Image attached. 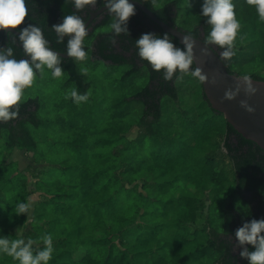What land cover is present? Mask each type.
<instances>
[{"label":"trees","instance_id":"1","mask_svg":"<svg viewBox=\"0 0 264 264\" xmlns=\"http://www.w3.org/2000/svg\"><path fill=\"white\" fill-rule=\"evenodd\" d=\"M134 1L163 22L203 41L211 30L207 17L201 15L204 0L199 5L191 4V0H163L158 6L157 0L155 4L153 0ZM232 2L241 36L250 37L248 48L253 54L254 43L258 45L262 57L259 60L264 63V22L246 0ZM26 4L28 16L15 30L20 32L28 24L38 26L49 47L59 52H67L69 37L57 43L52 25L61 23L69 14L86 20L90 11L104 5L103 0H97L96 8L86 7L77 12L73 0H26ZM135 9L127 25L129 35L119 36L110 28L94 33L96 28L109 27L113 19L106 9L100 12L88 24L84 48L93 59L130 63L120 74V82L135 80L140 66L146 69V81L128 96L123 93L121 97L113 96L102 135L93 139L92 126L79 125L77 129L76 125L71 126L73 138L68 143L73 153L68 151L62 164L47 172L50 177L47 186L33 174L34 180L26 179L24 171L17 170L15 160L4 163V158L0 162V237L27 241L51 234L53 253L48 264H247V259L234 252L232 236L238 224L264 218V193L257 190L264 182V153L252 154V143L243 142L238 134L226 128L222 114L207 105L197 78L204 108L196 112L182 107L175 86L179 73L165 81L163 70L153 71L138 55L136 40L142 34L154 33L162 38L165 32ZM183 12L185 17L189 15V21L182 19V23L187 20V25H182L185 30L176 23ZM169 38L183 49L174 37ZM242 43H235V47L242 48ZM209 46L216 53L221 49ZM4 47H12L17 60L28 58L18 36L0 30V48ZM222 61L227 71L233 73L227 61ZM60 66L67 80L84 94L89 82L78 71L76 60L62 58ZM191 67L194 69L193 64ZM248 76L264 80V75ZM36 108V99L27 98L19 104L18 118L0 122V132L7 131L3 142L6 155L12 149L34 154L36 143L28 123L33 126L40 123ZM132 125L136 126V133L128 138L125 133ZM179 129L188 132L179 134ZM71 155L76 161L69 158ZM222 155L228 168L224 167ZM35 190L41 196L33 202L29 214L17 215L16 205L28 203V193ZM219 194L223 196L217 202ZM205 195L210 198L205 220L201 226L192 225L197 211L205 207ZM235 198L246 202L247 216L236 210ZM212 206L220 214L219 222L208 211ZM18 226L24 227L21 233H16ZM39 247L43 249L42 241ZM247 247L249 251L255 250L252 245ZM80 249L82 255L75 258L73 254ZM0 264L19 262L0 253Z\"/></svg>","mask_w":264,"mask_h":264},{"label":"clouds","instance_id":"2","mask_svg":"<svg viewBox=\"0 0 264 264\" xmlns=\"http://www.w3.org/2000/svg\"><path fill=\"white\" fill-rule=\"evenodd\" d=\"M250 6H254L259 20L264 22V0H246ZM77 12L84 11L86 7L96 8L97 0H73ZM106 11L113 16L109 28L115 36L121 34L129 35L127 27L129 18L135 15L136 9L129 0H103ZM155 4V0H153ZM191 7V4L189 5ZM202 16L207 17L206 23L211 26L207 35L205 45H216L222 49L220 59L227 61L234 55V47L237 35L240 30V22L236 17L235 5L232 0H204L202 5ZM28 16L26 0H0V30L16 29L22 25ZM57 34V43L67 40V55L76 61H85L88 54L84 48V39L89 33L85 20L75 14L63 17L59 24L52 25ZM19 41L22 43L26 59L17 60L14 58L12 47L0 48V122H8L18 118L19 104L24 97L25 90L31 88L36 80L37 72L43 77L45 68L51 70L53 78H60L64 75L59 53L51 50L49 41L44 38L40 27L28 24L20 30ZM15 42L16 37H12ZM181 42L184 48L175 46L169 35L165 33L159 37L154 33L142 34L136 40L138 55L146 60L153 71L163 70V78L170 81L173 76L179 73L177 79H183L185 75H191L200 82L205 83L208 77L200 67L192 69L195 59L194 48L196 41L189 32L182 37ZM207 47L202 48V53H207ZM87 67L79 69L81 75H87ZM247 95L254 94L257 89L253 86L250 78L245 76L243 81L238 83L235 89L225 92L224 99H234L241 90ZM90 92L80 94L73 87L65 99L71 98L77 105L87 102ZM241 106L248 112L254 108L246 101H241ZM31 209V202H20L16 205L17 215H28ZM236 244L242 250L239 255L248 260L249 264H264V218L252 219L243 222L242 226L235 231ZM42 241L44 247L40 249ZM34 245L36 246L34 249ZM247 245L254 246V251H249ZM0 253L18 261L19 264H48L53 253V237L46 234L40 240L22 238L10 239L0 237Z\"/></svg>","mask_w":264,"mask_h":264},{"label":"rangeland","instance_id":"3","mask_svg":"<svg viewBox=\"0 0 264 264\" xmlns=\"http://www.w3.org/2000/svg\"><path fill=\"white\" fill-rule=\"evenodd\" d=\"M162 1L163 0H157L156 5H161ZM201 3V0H191V4L194 5H199ZM185 14L186 13L183 12V15H179V18L176 20L178 26L184 30L186 28L182 25H187L186 21H189V15L185 17ZM183 18L187 19L184 23H182ZM143 24L146 27H150L144 20ZM104 29L109 30V27L96 28L94 33ZM241 35L242 34L239 32L235 43L238 44L243 41L241 44L242 48H239V46L235 47V55L230 60H227L228 68L237 75L255 74L263 76L264 63H260L261 61L259 58L262 59V57L261 54L259 55L258 45L254 43L255 53L253 54L252 50L248 48L250 37ZM217 51V53L220 54L222 50L217 49ZM87 54L88 58L85 61H76L78 71L82 67H87L89 70L87 75H83L84 80L89 82V86L85 91L90 92L87 102L77 105L72 100L70 101V98L65 99L66 93L72 89L74 85L67 80L66 72L63 68L64 75L60 78H53L51 70L47 68H45L43 77L37 72L34 85L25 90L22 101L27 98H35L37 101L36 114L40 119L38 125L33 126L28 123L36 143L35 151L32 152L34 153L33 155L24 150L17 149H12L10 153L6 155L3 142L7 131L4 129L0 132V162L3 161L4 158V163L15 160L17 170H23L28 180H34L32 177L33 174L35 178L38 176V181L43 182V184L47 186L50 181L47 172L51 168L62 164L63 159L68 155L70 147L68 142L73 138V130L77 129L79 125H90L92 126L90 130L92 131L93 139L94 137L102 135L101 128L109 120L111 107L108 103L113 99V96L121 97L122 93L128 96L135 87L142 85L146 81L145 67L140 66L138 68V76L135 80L131 79L120 82V74L130 66V63L123 62L113 64L101 59H93L89 52H87ZM251 55H253L254 58L249 59ZM118 86H123L122 90L118 89ZM175 86L177 89V101L182 104V107L195 109L196 112L204 108L201 100L202 96L200 95L195 77L191 75H185L183 79H177L176 77ZM164 113L166 114V111H164ZM84 122H86V124ZM73 125H76L74 129L71 127ZM178 132L179 134H185L188 130L179 129ZM135 133L136 126L132 125L125 133V136L132 138ZM93 149L96 150L97 147ZM69 153L73 152L69 151ZM69 158L76 161L74 155H71V157L69 156ZM221 160H223L224 167L226 168L227 166L228 168L227 159L223 155L221 156ZM26 167L28 168L26 169ZM28 189L32 190V185H29ZM257 190L260 193H264V182L257 186ZM38 196H41V192L36 190L28 193V202H31V206L36 198H40ZM222 196L219 194L216 201H220ZM244 196L247 197L248 194L244 193ZM204 202L205 207L197 211L196 222L192 225L201 226L202 222L205 220L207 212L206 205L210 202V198L206 195L204 197ZM233 204L242 216L248 215L249 209L245 201L235 198ZM212 207H210L208 211L214 216L215 222H219L220 214L217 209L214 211V207ZM241 226L242 224L235 226L234 232ZM23 229L24 227L18 226L16 228V233H21ZM94 234L98 235L97 231H95ZM232 242L234 245V252L240 253L242 249L236 244L235 233L232 236ZM251 251H254V249ZM82 253L83 251L80 249V251L77 250L73 256L79 258ZM247 264H249V262Z\"/></svg>","mask_w":264,"mask_h":264},{"label":"water","instance_id":"4","mask_svg":"<svg viewBox=\"0 0 264 264\" xmlns=\"http://www.w3.org/2000/svg\"><path fill=\"white\" fill-rule=\"evenodd\" d=\"M129 2L133 3L135 8L141 10L163 32L174 37L177 43L184 48L181 40L187 34L186 32L158 19L140 2L134 0H129ZM105 9L106 6L102 5L90 11L85 20L86 27L89 28L88 24L92 19ZM6 31H10L19 37L20 32L15 29ZM193 38L196 41L193 67L194 69L200 67L208 77V81L205 83L199 81L202 95L206 99L207 105L215 113L222 114L227 129H231L234 133L238 134L243 142L249 141L252 143V154L264 153V80L228 72L225 63L209 45H205L204 41L198 37ZM205 47L208 49L206 54L201 52V49ZM51 50L59 53L62 58L68 57L67 52H59L52 48ZM245 76L250 78L257 91L252 95H247L242 85L240 92L234 99H224L225 92L229 89H235L236 85L242 82ZM241 101H246L248 105L254 108V111L248 112L241 106Z\"/></svg>","mask_w":264,"mask_h":264}]
</instances>
